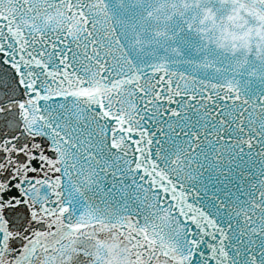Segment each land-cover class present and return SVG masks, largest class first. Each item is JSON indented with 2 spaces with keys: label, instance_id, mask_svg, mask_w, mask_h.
Segmentation results:
<instances>
[{
  "label": "snow or ice",
  "instance_id": "1",
  "mask_svg": "<svg viewBox=\"0 0 264 264\" xmlns=\"http://www.w3.org/2000/svg\"><path fill=\"white\" fill-rule=\"evenodd\" d=\"M0 264H264V0H0Z\"/></svg>",
  "mask_w": 264,
  "mask_h": 264
}]
</instances>
